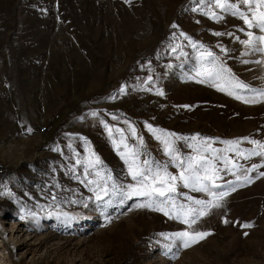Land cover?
Instances as JSON below:
<instances>
[{
	"label": "rangeland",
	"instance_id": "rangeland-1",
	"mask_svg": "<svg viewBox=\"0 0 264 264\" xmlns=\"http://www.w3.org/2000/svg\"><path fill=\"white\" fill-rule=\"evenodd\" d=\"M248 32L264 36L215 0H0V264H264V155H249L264 152L251 143L264 144V52ZM205 51L243 99L199 82ZM53 111L55 131L38 135ZM162 133L182 159L201 142L219 157L214 191L228 194L191 227L119 194L133 151L179 174ZM173 196L212 199L180 183ZM182 231L210 235L184 247Z\"/></svg>",
	"mask_w": 264,
	"mask_h": 264
},
{
	"label": "snow or ice",
	"instance_id": "snow-or-ice-1",
	"mask_svg": "<svg viewBox=\"0 0 264 264\" xmlns=\"http://www.w3.org/2000/svg\"><path fill=\"white\" fill-rule=\"evenodd\" d=\"M211 2V0H209ZM240 4L245 6L246 11H242L240 6L234 2L230 3L229 0H215V8L221 9L225 12H231L232 15H238L244 20V23L249 28L259 29L264 32V0H240ZM210 14L213 19H220L216 12L211 11ZM221 35V33H216ZM248 39L243 41L248 48L253 51L264 52V47H258V45H264V36H254L252 32H248ZM195 47V45H193ZM247 54V53H245ZM208 59V63L212 65L211 68L204 69L203 72L197 75L204 76L205 79L199 82H208L212 86L216 87L220 91H226L228 95L235 96L236 99H243L242 96L238 95L237 89H244L247 86L231 73V70L226 68L222 63L217 64L214 58V54L211 51H205L201 53V59ZM247 63V61H245ZM158 94L162 95V92ZM261 96H264V91L260 92ZM245 103L256 102L255 100H245ZM95 115V113H94ZM107 127V125H105ZM149 129L151 126L149 125ZM154 131V130H153ZM135 134V129H132ZM169 136H175L173 133H162L158 136V139H162L164 143L165 154L170 157V162L179 167L181 170L178 175H172L167 171V165H161L158 162L144 159L142 162L139 161V153L131 152V162L129 163V171L135 184H129L126 189H120L119 194L123 199H129L132 197H143L146 198L145 203H141L140 207L152 208L156 211H161L164 215L170 218L180 219L183 223L189 227L196 224L198 220L207 215L212 208H220L222 205L219 201L228 194L225 191L217 193L214 189L222 188L223 186L216 183L217 179H220L219 171L216 167L215 160L219 157L213 155L211 158L206 156L204 152L210 149V145L207 142H201L203 145V151L201 147L192 145L195 148L196 155L182 159L173 143L167 139ZM178 138V137H177ZM196 140V137H192ZM224 143L232 146L233 148L239 143L238 141H225ZM253 144H257L258 147L264 149V144H259L258 141H251ZM141 144L143 141L141 140ZM127 147V145H125ZM212 153L217 150L211 149ZM242 155V153H237ZM122 155H125L122 153ZM249 155H264V152H252ZM249 157H245L247 159ZM225 164L229 163L227 157H224ZM96 163H99V158H96ZM233 167H237L233 164ZM87 170V169H86ZM251 170H255V166ZM234 174V173H233ZM261 175H264L262 173ZM237 180L241 177L237 176ZM247 181L249 178L244 177ZM178 183L182 184L183 187L190 188L192 191L204 192L208 196L212 197L210 200L194 199L190 196H186L185 199L192 201L193 204L198 205L199 208H194L185 204H177L173 194L177 192ZM113 189H116L114 184ZM233 191L235 188L232 189ZM103 192L108 195V188H104ZM97 199H101L99 193H97ZM123 203V200L121 201ZM175 213V215H173ZM227 223V221H225ZM244 227H251L250 224L243 225ZM210 233L206 232H195L190 233L188 231L177 232L174 234L175 238L183 242L184 247H189L192 243L199 242L200 239L205 238ZM247 235V233H245Z\"/></svg>",
	"mask_w": 264,
	"mask_h": 264
},
{
	"label": "built area",
	"instance_id": "built-area-1",
	"mask_svg": "<svg viewBox=\"0 0 264 264\" xmlns=\"http://www.w3.org/2000/svg\"><path fill=\"white\" fill-rule=\"evenodd\" d=\"M60 112L53 111L47 114L42 121L36 124L37 134L40 136L51 134L55 131L57 123L60 119ZM10 175L5 163L0 162V191H4L6 181L9 179Z\"/></svg>",
	"mask_w": 264,
	"mask_h": 264
},
{
	"label": "trees",
	"instance_id": "trees-1",
	"mask_svg": "<svg viewBox=\"0 0 264 264\" xmlns=\"http://www.w3.org/2000/svg\"><path fill=\"white\" fill-rule=\"evenodd\" d=\"M9 172H11V171H9Z\"/></svg>",
	"mask_w": 264,
	"mask_h": 264
}]
</instances>
